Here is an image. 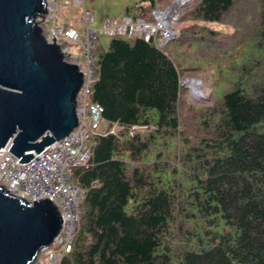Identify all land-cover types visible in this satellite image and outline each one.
Masks as SVG:
<instances>
[{
    "label": "trees",
    "instance_id": "obj_1",
    "mask_svg": "<svg viewBox=\"0 0 264 264\" xmlns=\"http://www.w3.org/2000/svg\"><path fill=\"white\" fill-rule=\"evenodd\" d=\"M142 1L122 16L152 20L155 2ZM252 1L242 27L232 25L243 32L233 36L227 87L194 106L190 132L180 113L189 56L178 49L216 51L227 35L201 23L225 22L237 0H192L182 20L200 30L176 23L162 48L118 36L95 45L89 100L107 128L124 129L93 136L73 172L86 192L60 264H264V0ZM131 125L146 130L129 135Z\"/></svg>",
    "mask_w": 264,
    "mask_h": 264
},
{
    "label": "water",
    "instance_id": "obj_2",
    "mask_svg": "<svg viewBox=\"0 0 264 264\" xmlns=\"http://www.w3.org/2000/svg\"><path fill=\"white\" fill-rule=\"evenodd\" d=\"M45 12V0H0V148L18 163L77 123L82 75L53 38L48 43L42 36L36 18ZM59 229L51 201H27L0 186V264H34Z\"/></svg>",
    "mask_w": 264,
    "mask_h": 264
},
{
    "label": "built area",
    "instance_id": "obj_3",
    "mask_svg": "<svg viewBox=\"0 0 264 264\" xmlns=\"http://www.w3.org/2000/svg\"><path fill=\"white\" fill-rule=\"evenodd\" d=\"M70 3L81 8V21L85 26L81 38L74 27L56 20L58 8ZM177 5L152 10V20L128 16L104 17L100 27L96 28L90 26L95 23V15L84 9L82 0H45L46 12L41 20L36 18V25L46 42H52L53 38L63 59L75 64L82 75L75 98L77 123L66 136L33 153L25 163H18V159L6 148H0V186L27 201L48 199L58 210L60 229L52 242L39 250L44 255L45 264H60L62 257L71 249L86 192V187L73 181V172L87 164L91 138L102 131L115 133L124 129L117 124L107 128L101 106L89 100L96 34L127 39L137 37L144 41L151 40L157 48H162L176 36ZM46 19L51 20L48 26L44 25ZM73 44L79 45V57L71 49ZM125 130L133 135L146 130V126L131 125Z\"/></svg>",
    "mask_w": 264,
    "mask_h": 264
},
{
    "label": "rangeland",
    "instance_id": "obj_4",
    "mask_svg": "<svg viewBox=\"0 0 264 264\" xmlns=\"http://www.w3.org/2000/svg\"><path fill=\"white\" fill-rule=\"evenodd\" d=\"M84 9L92 11L95 15V23L90 25L92 27L99 28L104 17L107 18H120L125 12L133 13L135 9L139 5H147V1L142 0H82ZM155 2L156 8H165L171 5H177V29L186 27L187 31H198L200 30V25L195 27L192 19L182 20L184 17V8L187 7L192 0H182L175 3L176 0H153ZM237 5H235L233 11L229 16L224 20L225 22L217 23H201L209 28L216 30L219 32L218 36L221 37L223 35H227V37H221V40H225V43H221L220 47H216V51L212 52L207 49L204 51L202 45L200 46H187L183 45L180 49H178V54L182 57L189 56V59L183 61V66L186 68L183 72L182 79L190 80L189 78L199 79L201 86L209 89V98L206 99H196L192 98L190 94V87L186 81H182L181 86V100L182 104L180 106L181 119L184 122V127L188 132L193 131L195 123L197 122V116L194 115V106H210L213 102V95L217 98L220 95L221 89L227 87L226 81L228 75V68L232 70L231 62L234 59L233 54L235 52V48L231 47L235 44L233 39L234 34L241 35L243 31L234 32V22H238L240 27L244 24V20L247 19V15H243V13L252 12L253 1L252 0H237ZM242 14V15H241ZM181 19V20H180ZM38 20H41V17H38ZM56 20L57 22H65L67 25L74 27L78 34L79 38L83 34V30L85 28L84 23L81 21V8L80 6H75L73 4L62 5L58 8L56 12ZM51 20L46 19L44 21V25H50ZM200 24V22H198ZM251 25V21L248 22ZM38 26V25H37ZM239 27V28H240ZM243 30V28H241ZM186 32V31H185ZM234 32V33H233ZM193 33V32H192ZM231 36H228L231 34ZM245 39V36L237 43L238 47H241L240 42ZM80 40V39H79ZM108 42V37L100 34H96L94 38V44L99 47V49H103L106 47ZM220 44V42H218ZM72 51L77 54L79 57L81 55V51L79 50L78 44L71 45ZM95 49V46H94ZM224 50L225 53H222ZM94 51V50H93ZM214 54V56L212 55ZM200 68V69H199ZM225 72L224 74H222ZM225 75V76H224ZM181 79V80H182ZM189 83V82H188ZM190 106L192 108H190ZM52 247H54L52 245ZM36 264H45L44 255L42 252H38L36 257Z\"/></svg>",
    "mask_w": 264,
    "mask_h": 264
},
{
    "label": "bare ground",
    "instance_id": "obj_5",
    "mask_svg": "<svg viewBox=\"0 0 264 264\" xmlns=\"http://www.w3.org/2000/svg\"><path fill=\"white\" fill-rule=\"evenodd\" d=\"M182 0H176L175 3H178ZM190 87V94L192 98L196 99H206L209 98V89L202 87L199 79H190L186 81ZM189 82V83H188Z\"/></svg>",
    "mask_w": 264,
    "mask_h": 264
},
{
    "label": "clouds",
    "instance_id": "obj_6",
    "mask_svg": "<svg viewBox=\"0 0 264 264\" xmlns=\"http://www.w3.org/2000/svg\"><path fill=\"white\" fill-rule=\"evenodd\" d=\"M181 83H182V80H181Z\"/></svg>",
    "mask_w": 264,
    "mask_h": 264
}]
</instances>
